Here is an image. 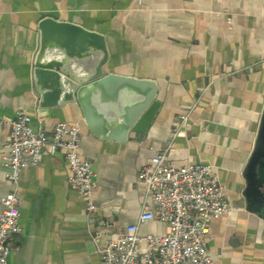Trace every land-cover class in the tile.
Instances as JSON below:
<instances>
[{
    "label": "crops",
    "instance_id": "crops-1",
    "mask_svg": "<svg viewBox=\"0 0 264 264\" xmlns=\"http://www.w3.org/2000/svg\"><path fill=\"white\" fill-rule=\"evenodd\" d=\"M48 14L103 32L106 72L157 82L160 105L143 131L103 139L88 129L78 102L36 105L32 56L38 22ZM20 109L34 128L80 125L79 151L91 160L97 187L88 217L67 181L64 150L45 147L16 184L0 168V212L14 189L22 228L6 264H103L98 241L138 222L145 199L138 172L162 151L178 165L210 162L226 186L230 211L208 224L215 263L264 264V194L244 192L264 114V0H0V147ZM167 230L156 218L138 226L140 235Z\"/></svg>",
    "mask_w": 264,
    "mask_h": 264
},
{
    "label": "built area",
    "instance_id": "built-area-1",
    "mask_svg": "<svg viewBox=\"0 0 264 264\" xmlns=\"http://www.w3.org/2000/svg\"><path fill=\"white\" fill-rule=\"evenodd\" d=\"M186 117L183 115L182 120ZM31 120L30 114L20 109L8 121L9 138L0 147V168L6 178L16 184L20 169L36 164L45 147L51 151L62 149L70 170L67 181L82 195L86 214L91 217L97 181L91 160L79 151L80 125L58 121L46 131L40 124L34 128ZM138 178L144 184L143 210L138 222L126 225L114 237L98 241L103 264H216L208 253V224L212 218L227 214L230 207L226 186L212 164L190 160L178 165L162 151L140 168ZM1 200L0 264H6L12 237L22 228L15 190L8 191ZM151 218L165 222L168 230L140 235L139 223ZM141 242L145 243L143 248Z\"/></svg>",
    "mask_w": 264,
    "mask_h": 264
},
{
    "label": "water",
    "instance_id": "water-1",
    "mask_svg": "<svg viewBox=\"0 0 264 264\" xmlns=\"http://www.w3.org/2000/svg\"><path fill=\"white\" fill-rule=\"evenodd\" d=\"M37 27L38 42L32 56L37 106L76 101L88 129L103 139L124 140L130 130L145 129L160 105L154 79L106 72L110 52L103 32L49 14ZM118 117L123 119L115 123ZM245 175V194L262 196L264 114Z\"/></svg>",
    "mask_w": 264,
    "mask_h": 264
}]
</instances>
